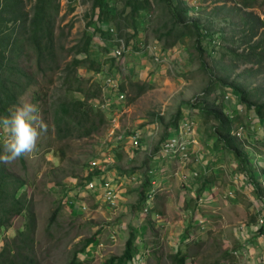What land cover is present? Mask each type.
<instances>
[{
  "label": "rangeland",
  "instance_id": "obj_1",
  "mask_svg": "<svg viewBox=\"0 0 264 264\" xmlns=\"http://www.w3.org/2000/svg\"><path fill=\"white\" fill-rule=\"evenodd\" d=\"M22 1L24 3V12H28L29 16H31L35 0ZM125 1L115 0L112 9L117 16L119 24V27L113 26L114 30L119 37L126 41L128 35H132L133 28L131 27L129 8L125 7ZM148 1V12L143 18V22L146 24L144 34L147 43L145 45H149V42L152 43L154 39L160 38V34L163 35L167 29H171L173 32L169 39L163 38L164 43L174 39L176 34L184 30L180 25L174 29L176 24L164 1ZM169 1L173 10L179 13L180 24L190 26L189 32L180 37V39H183L181 44H185L186 48H193L195 38L193 30L191 31L193 24H196L205 34L204 41L201 43L202 56L199 57L198 52L192 50L190 56L192 55L193 57L189 58L190 62L198 68L195 71L196 73L192 75L196 77L191 78L195 84L198 80L197 86L192 92H187L183 88L180 93L183 98L190 99L193 95L200 93L196 88H201L203 84H207L210 78L213 77L220 80L219 86L221 90L219 97L229 107H231L230 103L233 96L238 101L237 110L234 111L236 113L234 115L236 116L234 129L239 126L243 128V133L238 140L242 143V148L247 153L254 170L261 171V169H264V147L262 146L264 143V122L255 121L257 118L254 116L253 111L246 109L229 87L241 89L248 95L250 102L257 104L264 102V61L258 63L253 58L252 63L243 64L237 57V55L247 53L253 43L263 37L264 0ZM53 8L54 11L57 9L56 13L52 14L54 18L56 58H54V62H45L44 69L46 71L51 66L50 64L56 63L58 64L57 69L54 70L56 72L50 70L43 74L37 72L36 60L32 51L26 52L18 61L20 66L30 74L29 76L36 80L37 85L35 88L41 89V94L46 95V108L49 111L56 96L64 93L61 85L66 64L76 54V48L80 46L83 36L90 33L86 24L90 20L92 0H73L71 2L68 0H54ZM252 33H256V35L250 40ZM104 48H106V42L100 40L98 36H94L90 51L92 57L100 56L99 59H101L103 64L102 72H106V69L109 70L106 66L108 63L105 62L108 54L103 52ZM126 55V52L122 54L124 59L118 62V66L121 68V72H124L125 77H127V70L125 69L127 63ZM151 57L153 59L154 56L151 55ZM161 57L163 58L162 55ZM152 62L155 66L164 63L154 60ZM201 62L204 63V66L201 65ZM56 64L52 65V67L56 66ZM117 67H115L116 71H118ZM175 68H177L176 65ZM175 68H173V74L169 71V77L181 78V73H178ZM77 73L84 76L90 74L85 67H78ZM91 77L95 78V75ZM124 88L125 99L117 109L120 111L118 112L116 108H112L110 112L105 113L109 120L108 125L102 128L100 132L87 138H78L73 135L72 137L58 140L51 126V116L44 114L42 110L43 104L32 102L31 90H28L19 99H26L37 105L41 119L47 127V130L40 135L34 152L24 156L26 166L23 168L18 160H15L14 163L16 164L13 168L14 172L26 177L27 186L25 190L35 210L37 226L34 235L33 253L39 264H69L74 256H76L75 264H103L109 257L119 256L123 251L125 240L128 237V230L123 231V233L125 232L123 237L121 236L120 238L115 235V239L112 240L109 235L113 229L109 230L102 227L100 228L102 235L96 238L95 235L97 233H95L96 230L94 228L98 224L92 223L91 220H86L88 211L82 212L79 210L83 214L79 215L78 213L72 216V211L67 208V205H69L67 196L71 194V180L74 179L77 183L86 180L85 171L93 167L94 161L98 160L101 154H108L110 150H113L116 141H113V143L111 140L109 141L111 138L109 133L113 129L114 134L132 129L140 131L155 122L159 124L158 128L161 129L163 128L162 125L168 123L169 117L173 115L174 108L179 102L178 100L172 102L171 99L167 101V97H162L160 102L157 101L158 96L161 98L160 91L157 97L149 91L143 97L135 100V90L128 84H124ZM158 88L160 89L159 86ZM226 95L230 96L229 99H224ZM75 96L77 97V94ZM112 111L113 113H119L114 124L118 126L116 128L111 122L114 116L113 114L111 115ZM158 113H164V116L161 117L163 119L161 123L155 118ZM147 130H150V128ZM153 134L154 132L151 135ZM160 134L161 132L159 131L148 139L151 150L161 138ZM143 141L144 139L140 138V147L133 149L134 154L139 152ZM260 183L264 188L263 179ZM248 194L251 196L252 201L249 202V195L241 198L243 207L239 213L238 211L232 213L233 219L231 221L236 220L239 216L241 221L245 220V218L250 220L249 212H256L257 209L261 208L260 202L253 198L251 191L249 193L248 190ZM62 200L65 205L61 207L56 221L49 226V217ZM259 215L255 213L252 216V220L257 223L261 216ZM121 221L127 222L128 216H123ZM14 222L15 224L13 223L11 228L4 231L1 237L4 236L9 240L15 236L16 231L22 227V219H17ZM207 223H205V229L202 231L192 230L195 237L193 239L194 243L186 246L183 250V252L188 254L186 264H215V260L220 257L222 250L235 247L233 246L235 245L233 237L230 239V242H232L226 243L227 247H224L226 244L220 240L222 230L219 225L214 224L212 228ZM231 224L233 225V223ZM227 229H230V227ZM145 232L143 231V238H139L140 235L138 236L137 250L139 255H137L136 262L133 264H171L168 259L170 254L167 253L171 247L168 245H165V247L159 241L162 232L157 229L150 231V233ZM239 233L240 235L238 236L241 237L240 229ZM90 238H94L93 243L97 241L96 245L93 246L91 243L85 251H81L82 244ZM180 247L183 248V245L180 244L175 249ZM219 264L229 263L220 261Z\"/></svg>",
  "mask_w": 264,
  "mask_h": 264
},
{
  "label": "trees",
  "instance_id": "obj_2",
  "mask_svg": "<svg viewBox=\"0 0 264 264\" xmlns=\"http://www.w3.org/2000/svg\"><path fill=\"white\" fill-rule=\"evenodd\" d=\"M53 1L35 0L31 16H29L28 12H24L22 0H0V117L6 116L12 107L18 103L19 99L28 90H31L32 102L43 104L42 110L44 114L51 116V126L58 140L66 139L73 135L78 138H87L100 132L109 123L105 111L94 106V101L100 100L102 96L99 82L91 77L92 75L84 76L77 73L78 67H85L90 73L98 74L102 72L103 64L101 59H99L100 57L97 55V57H92L90 51L94 36H98L100 40L106 42V48L103 49V52L110 54L105 61L109 64V70H106L108 72L107 75L112 76L118 72L120 75L125 76L118 66V62H121L124 56L116 59L111 55V48L116 46V44L112 43V34L107 29L111 26L119 27L117 16L112 9L115 0H92L91 16L86 24L90 33L83 36L80 46L76 48V54L66 64L61 85L64 93L56 96L49 111L46 108V95L41 94V89L35 88L37 85L36 80L29 76L30 74L20 66L18 61L26 52L32 51L36 60L37 72L43 74L48 70L54 71L57 69L58 64L56 63L50 64L51 66L46 71L44 69L45 62H54V58H56L54 18L52 14L56 13L57 9L54 11ZM68 1L71 2L73 0ZM162 1L166 3L176 26L180 25L184 29L181 33L176 34L174 39H171L172 41H177L189 32L190 26L180 24L179 13L173 10L169 0ZM125 7L129 8L132 30H138L136 19H139L140 14L148 12L149 1L126 0ZM192 30L195 37L194 47L199 57H201L203 53L201 43L204 41L205 34L196 24L192 25ZM172 32L168 30L164 38L169 39ZM255 35L256 33H252L250 40ZM126 41L128 40L126 39ZM169 42L167 41L164 44L169 46ZM237 57L243 64L252 63L253 58L256 59V62L262 63L264 61V33L262 38L253 43L247 53L237 55ZM54 64L56 66L52 67ZM201 65L204 66V63L201 62ZM115 67H117L118 71L115 70ZM126 79L127 77L123 78L121 83H119V91L124 92V84L128 82V85L135 90V98L152 87L148 84L140 86ZM220 83V80L213 77L210 78L203 90L187 102L185 106L200 109L204 123L213 122L210 132L211 138L215 140L216 145L219 147V152L232 155L236 162L237 172L244 176L246 183L250 185L254 194L263 205L260 215H262L264 220V188L260 183L262 179L264 180V169H261V171L254 170L247 153L242 148V143L232 135L236 116L230 115L226 106L221 102L220 94H217L221 90ZM229 88L236 94L246 109L253 111L257 120L264 122V102L258 104L250 102L248 95L241 89L238 87ZM76 94L77 97L75 96ZM179 113L180 110L177 111L171 124L176 125L178 123ZM164 128L165 131L161 142L167 138L166 130L168 126L165 125ZM0 141H2V137H0ZM262 146L264 147V143ZM18 162L23 168L26 166L24 156L19 158ZM15 164L14 161L9 164L0 163V240H2L0 244V264H39L33 253L37 218L32 201L25 190L27 186L26 177L14 172ZM150 186L151 184L148 181L141 185L138 191V199L133 204V207L143 209L146 195L151 190ZM64 205L65 203L62 200L53 210L49 217V226L56 221L60 209ZM17 219H22V227L16 231L15 236L9 240L4 236L1 237L2 233L11 228ZM257 233L264 235V224L257 229ZM138 234L131 228L121 255L109 257L103 264H133L136 262ZM4 238L5 240H3ZM93 242L94 238L85 240L81 251H85ZM192 243H194V240L186 237L182 241L183 248H177L169 255L170 263L186 264L188 254L183 252V250ZM222 252L220 257L215 260V264H219L220 261L237 264L238 260L233 252L227 250H222ZM75 261L76 256L73 257L69 264H75Z\"/></svg>",
  "mask_w": 264,
  "mask_h": 264
},
{
  "label": "crops",
  "instance_id": "obj_3",
  "mask_svg": "<svg viewBox=\"0 0 264 264\" xmlns=\"http://www.w3.org/2000/svg\"><path fill=\"white\" fill-rule=\"evenodd\" d=\"M144 16L145 14H140L139 19H136L138 30H132V35H128V41H125L127 43L126 80H130L140 86L142 84L152 86L150 90L140 96L135 98L134 95L135 100L143 97L149 91L157 97L160 91L161 98L158 96L159 100L157 99V101L160 102L162 97H167V101L171 99L172 102L175 100L179 102L174 108L173 115L169 117L168 123L162 125L163 128L159 129V124L155 122L140 130L141 139H144V141L139 152L135 154L133 149L130 148L129 130L126 132L119 131L120 133L117 132L115 134L114 131L109 133L111 137L109 141L111 140L112 143L116 141L114 148L112 146L113 150H110L108 154H101L98 160L94 161L93 167L86 170L84 174L86 181L95 179L96 189L92 192L85 191L82 195H77V204L67 205V208L72 211V216L78 213L80 215L83 213L78 210V204L86 205L88 209L86 220H91L92 223L98 224L94 228L96 230L95 233H97L95 235L96 238L102 235L100 231L102 227L109 230L111 228L118 230L117 235L120 238L125 234L123 231L128 230L129 233L131 228L140 233L138 234V236L140 235L139 238H143V231L147 230L150 233V231L157 229L162 232L159 238L161 244L171 247L167 252L168 254H172L186 237L193 240L195 237L192 230L196 229L199 231L197 221L204 219L208 222L207 225H211L212 228L214 224L219 225L222 230L220 234L222 243L228 244L233 237L235 240V245L233 246L235 247H231L227 251L233 252L238 260L237 264L250 263V260H252L250 264L253 261L255 264H264V235L257 233L258 225L252 220V216L255 213L260 214L262 212L263 205L254 194L250 185L246 183L244 176L237 172L236 162L232 155L219 152V147L210 136L213 122L204 123L200 109L185 106L197 94L187 99L183 98L180 93L183 88L187 92H192L197 86L198 80L195 84L191 78L196 77L192 75L196 73L195 71L198 68L189 60V58L193 57L192 55L190 56V52L195 50V47L193 45L191 49L186 48L185 44H181L183 39L180 38L177 41L170 40L169 46H166L163 38L168 33V29L164 31L163 35L160 34L161 38H156L152 43L149 42V45H145L147 41L144 34L146 31L144 29L146 24L143 22ZM176 27L174 26V29ZM154 53L163 56L162 62L164 63L162 65L155 66L153 64L151 55L153 56ZM109 56L110 54L107 57ZM175 65L177 68H175ZM106 66L109 68V64H106ZM173 68L178 73H181V78L169 77V71L171 74L174 73ZM105 73L108 72L106 71ZM90 75H95L96 77L99 73L91 72L86 74V76ZM113 75L114 77H119L120 74L116 72ZM124 77L120 75V83ZM126 83L128 84V82ZM205 86L206 83L201 88L196 89L201 92ZM221 102L226 106L230 115L234 116L236 114L234 111L237 110L238 101L235 96L231 98V107L222 99ZM120 106L121 104L113 102L105 113L110 112L112 108H116V111L119 112L120 110L117 109ZM178 110H180L179 120L176 125H173L171 121ZM112 114L114 116L111 117L117 119L119 113H113L112 111ZM162 116H164V113H158L155 118L161 123L163 122ZM186 119L194 121L193 132L197 140V143L189 146L188 158L182 161L178 158L167 159L158 157L157 154L165 131V125L168 126L166 137H170L177 133L180 122ZM116 127L118 126L115 125ZM148 128L150 130H147ZM159 131L162 134H160L161 138L151 150L148 139ZM153 132L154 134L151 135ZM156 148H158L157 151H155ZM148 170L152 171L151 176L148 174ZM125 177L126 179H124ZM111 179L113 184L117 185L118 190L119 204L116 209H112L101 198V185L105 180ZM146 181L150 182V184L152 181L154 182V186L151 184L150 188H156V196L152 200L149 213L143 214L142 209L133 207V204L138 199L139 188ZM73 184L74 179L71 180V185ZM71 188L73 189V187ZM248 190L249 193L251 191L253 198L260 202L261 208L257 209L256 212H249L250 220L245 218L242 222L239 216L236 220L231 221L233 219L232 213L241 211L243 207L241 198L248 197ZM69 196H72V193L67 196V199ZM250 201L252 199L249 195ZM126 215L128 216V221H121V218ZM229 227L230 229H227ZM239 229L241 230L242 241L241 237L238 236L240 235V233L238 234ZM108 234L109 232L107 236ZM227 244L224 247H227Z\"/></svg>",
  "mask_w": 264,
  "mask_h": 264
},
{
  "label": "built area",
  "instance_id": "obj_4",
  "mask_svg": "<svg viewBox=\"0 0 264 264\" xmlns=\"http://www.w3.org/2000/svg\"><path fill=\"white\" fill-rule=\"evenodd\" d=\"M107 29L112 34L113 37L112 43L116 44V46H113L111 48V55L116 59L120 58L122 57V54L126 52L127 45L125 43V40L116 34L114 27L111 26ZM153 56H154L153 57L154 61L162 62V57L159 54L154 53ZM119 77H114V75L108 76L107 73L105 72L99 73V75L95 77V79L99 82L102 89L101 99L94 101V106L96 108H99L102 111H107L109 109V105L111 106L113 102H115L116 104L123 103L125 99V95L124 92L119 91V83H120ZM225 99H228V96H225ZM111 122L114 125L116 122V118H112ZM194 126L195 123L191 119H186L181 121L177 129V133L174 134L173 136L167 137L163 142H161L157 156L160 158H167V159L178 158L182 161L186 160L188 158L189 146L197 143V140L195 139L193 132ZM113 131L114 129L110 133H113ZM242 133H243V128L241 126L236 127L232 131V135L235 136L236 138L241 137ZM128 138L131 149H138L140 147L141 133L139 130L137 129L130 130V132L128 133ZM148 174L151 176L152 171L148 170ZM126 177L124 179H126ZM151 184L152 186H154L153 181ZM96 186L97 185L95 184V179L91 181H83L82 183L74 182V184L72 185L73 187L72 196H69L67 199L68 204L69 205L77 204L76 202L77 195L80 194L82 195L85 191L92 192L96 189ZM101 188H102V194H101L102 200L112 209H116L119 204L117 185L113 184L112 179L105 180L101 185ZM155 194H156V188H152L150 192L147 193L146 200L142 210L143 214L149 213L151 203L152 200L154 199ZM78 210L85 212L88 209L85 204H78ZM205 223L206 221L204 219H199L197 221V227L199 228V230L202 231L205 229ZM263 224H264L263 218L259 217L257 221L258 228L261 227ZM117 231L118 230L115 229L110 231L109 237L112 240L115 239V235H117ZM96 243L97 241L92 245L95 246Z\"/></svg>",
  "mask_w": 264,
  "mask_h": 264
},
{
  "label": "clouds",
  "instance_id": "obj_5",
  "mask_svg": "<svg viewBox=\"0 0 264 264\" xmlns=\"http://www.w3.org/2000/svg\"><path fill=\"white\" fill-rule=\"evenodd\" d=\"M46 130L37 105L26 99L19 100L6 116L0 117V163L9 164L33 153L40 135Z\"/></svg>",
  "mask_w": 264,
  "mask_h": 264
}]
</instances>
